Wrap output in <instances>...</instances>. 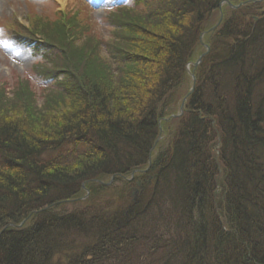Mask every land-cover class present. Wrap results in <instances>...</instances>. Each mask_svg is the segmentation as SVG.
Wrapping results in <instances>:
<instances>
[{"label":"trees","instance_id":"1","mask_svg":"<svg viewBox=\"0 0 264 264\" xmlns=\"http://www.w3.org/2000/svg\"><path fill=\"white\" fill-rule=\"evenodd\" d=\"M73 12L8 23L54 81L40 105L14 95L27 81L0 88V264H264L245 256L264 249V0H123L106 40ZM139 16L161 28L142 30ZM249 84L259 88L246 97ZM81 141L90 145L69 165L55 157ZM75 177L84 204L72 200ZM199 222L239 233L218 241Z\"/></svg>","mask_w":264,"mask_h":264},{"label":"rangeland","instance_id":"2","mask_svg":"<svg viewBox=\"0 0 264 264\" xmlns=\"http://www.w3.org/2000/svg\"><path fill=\"white\" fill-rule=\"evenodd\" d=\"M111 8L110 0H52V2L49 0H0V88L4 87L11 95V92L15 91V87L20 79L27 80L30 87L25 92H14V95L31 97L36 99V104L40 105L43 102L46 88H50L49 86L54 81L50 79L45 80V69L40 72L39 68L36 67V65H40L41 61H43L39 55L34 57L29 47L21 44L17 45L11 40L10 29L8 28L10 21L16 20L25 27H28L32 22L39 19L50 18L51 21L54 20L61 12L59 10H62V12L64 10V12L69 14H72V11H74L73 13H76L78 18L83 21L86 20V17L88 18L89 21L87 22L91 24L89 28L92 30L93 35L99 36L102 40H106L109 35H112L113 30L111 24L112 18H110L111 13H109ZM134 14L132 12L127 13L126 19L128 16ZM139 19L140 16L137 18V21L141 24L142 30L145 27H150L153 30L161 28L162 21L158 18L155 19L158 24L149 20L142 23ZM118 29V34H120L122 31L119 26ZM258 30L259 28H256L251 31L258 32ZM120 36L126 37L127 35L121 33ZM244 38L241 39L238 37V41L248 40L247 37ZM262 39L264 40V36H262ZM46 50L50 49L46 47ZM184 98L185 95L181 105L186 101H184ZM88 112L94 118L96 114L95 108L91 107ZM171 119L174 120H172L173 123L177 121L175 120L176 116H172ZM143 120L147 121L149 118H144L141 121ZM141 121L139 122L141 123ZM162 138L163 136L159 135L158 141L162 140ZM89 145V141H81L77 144H67L62 150L69 149L71 152H81L85 148H88ZM163 146L165 147L166 144ZM154 148L150 150L151 153L154 152ZM133 174L134 172L131 173L130 180ZM136 190L138 193L139 189L136 188Z\"/></svg>","mask_w":264,"mask_h":264},{"label":"bare ground","instance_id":"3","mask_svg":"<svg viewBox=\"0 0 264 264\" xmlns=\"http://www.w3.org/2000/svg\"><path fill=\"white\" fill-rule=\"evenodd\" d=\"M222 7H223V1H221L218 4V7H217V12L219 10V18H220V20H222V18H223ZM216 67H218V66L217 65H213L210 68V70L207 73V77L208 78H212V77L214 78L216 75L219 74V71L216 70ZM248 87H249V91H246V97H250L259 88L258 86L251 85V84H249ZM261 88L264 89V86H261ZM190 92L191 91L187 92L188 96H189ZM170 115H171L170 117H172L175 114H170ZM230 135H231V137L238 139L240 134H238L237 132H234L232 134L230 133ZM75 155H76L75 152H69L68 153V152H65L64 150H62V148H58V150L55 151V157H57L59 161L60 160L63 161V163L65 165H69L70 162H71V158L73 156H75ZM209 159H213V158H209ZM216 169H217V171H223L224 167L220 163H217L216 164ZM206 172H207V174L208 173H213L211 171H206ZM18 180H19V177H15L14 179H12V181H13V183L15 185H17ZM85 184H86L85 181L82 178L80 179V177H75L73 180H71V185H73L72 188L74 189V195L72 197L73 201H75L77 203H80V204H84V203L87 202L86 198H87V195H88L89 191H88V188L85 186ZM244 185H245V188H244L245 191L251 190L253 188L252 186H250V185H248L246 183H244ZM215 187H217V181L215 179V176L212 174V176L208 178L207 184L203 187V189H206V191L208 192L210 188H212V190H213ZM261 194H264V191L261 192ZM162 195H163V192H162ZM206 195H207L206 192H205V195L202 192H199V197H198L199 200L203 199V201H204ZM133 200H135V199H133ZM197 203H198V201H197ZM96 212H97V214H101L98 210H96ZM254 221L250 224V226L253 225ZM249 222H241V223H239V225H241L244 228V231H245L244 233H245V235H246V237L248 239V242H249L248 245L252 246L255 243V245H257V247H258L260 244L256 242L257 238L252 236V232L253 231H251L252 229L253 230H255V229L252 228V227H251V229L249 228ZM214 226L213 225L210 226L209 223L205 224L204 222H199L198 231L200 233H204L205 231L211 230V229H209V227H212L215 230L219 229L220 231H215V232L212 233V234H214L216 236V239L218 241H225L227 239L228 240H234V239H236V237H237V235L239 233L236 230H231V229H234V228H231V227H234V226L232 224H230L229 222H226L224 225L221 224L219 226H215V227ZM157 228H159V227H157ZM214 229H212V230H214ZM198 231H197V233H198ZM206 246H208V244H206ZM209 247H210V245H209ZM241 256L243 257L244 255H241ZM245 256H247L248 258H250V256H254L253 257V261L254 262H260L261 259H258V258L261 257V256L264 257V249H260V248L256 249V250L252 251L251 254L247 253ZM229 263H235V262H234V260H232Z\"/></svg>","mask_w":264,"mask_h":264},{"label":"water","instance_id":"4","mask_svg":"<svg viewBox=\"0 0 264 264\" xmlns=\"http://www.w3.org/2000/svg\"><path fill=\"white\" fill-rule=\"evenodd\" d=\"M201 56L198 58L197 62L194 63V66H196L200 62Z\"/></svg>","mask_w":264,"mask_h":264}]
</instances>
